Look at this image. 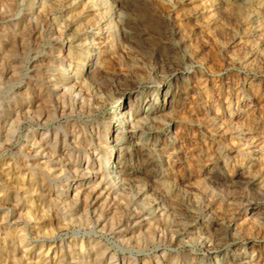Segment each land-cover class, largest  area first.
I'll return each instance as SVG.
<instances>
[{
    "label": "bare ground",
    "instance_id": "6f19581e",
    "mask_svg": "<svg viewBox=\"0 0 264 264\" xmlns=\"http://www.w3.org/2000/svg\"><path fill=\"white\" fill-rule=\"evenodd\" d=\"M45 2L52 4L53 0H26L23 6L13 5L5 10L8 15L0 18V59L5 55L12 57L10 66L5 67L0 77L13 81L12 67L22 64L25 53L31 52L36 57L27 64L29 71L24 83L13 89L4 103L6 120L10 122L20 117L27 119L32 127L21 142L23 153L18 147L6 146L10 154L0 157V191L6 194L2 203H9L10 195L23 199L30 192H38L39 196L31 197L38 206L42 201L58 202L57 207L64 205L67 209L63 213L65 219L75 223V230L85 234L74 238V229L69 228L65 237L54 242L45 241L43 245L36 243L24 259L25 253L18 241L11 237L8 240L7 235L2 236L5 232H0V264H65L61 249L72 246L79 252L75 264H97V255L104 243L99 237L86 234L92 230L110 232L113 241H127L125 247H135L165 210L171 211V202L165 204L156 200L146 208L144 193H125L117 177L122 180L124 175L133 172L134 166L145 162V154L153 149L162 157L165 168H169L173 153L179 156L180 163L170 169V174L180 188L203 183L217 193L235 191L232 182L246 181V167L253 173L264 167L261 163L264 161V40L261 39L264 31L259 21L246 25L239 37L232 38L225 33L221 41L220 37L212 38V27L203 26L212 24L214 18H219L220 24L228 22L226 0H208L204 7L201 5L205 0H185V5H178L176 10L161 0H136L131 8L143 17L138 21L143 30V42L133 45L137 51L129 54L122 46L114 44L107 22L93 21L96 9L91 5L86 7L87 0L57 12L59 20L41 14ZM112 3L117 9L123 8L119 0H112ZM69 16H73L75 22H68L66 37L79 24L88 29L82 30L75 41L76 44L85 40L87 43L74 51L71 43L59 39L60 23ZM162 24L168 29L164 30L166 35L162 32L164 39H150ZM120 34L123 35L122 27ZM173 36L176 40L184 37L185 42L176 48L167 43ZM17 42L22 46L20 49L15 46ZM221 43L225 45L224 51H221ZM153 45L155 52L151 59H143L140 67L133 68V63L139 62L137 55ZM185 48L193 53L184 57L185 63L202 62L203 68L211 65L212 58L208 55L214 50L215 53H211L218 58L220 70L215 71V67L206 74L199 67L191 72L183 71L182 64H175L169 58L182 55ZM145 65H150L148 71ZM173 68L181 70L173 74ZM245 68L248 70H241ZM69 69H72L70 75ZM234 70L245 76L241 77L243 85L239 93L233 89L232 82L221 84L218 95L201 86L209 75L220 76ZM141 78L145 81L143 85ZM150 80L156 84H150ZM100 96L103 101L97 98ZM49 100L58 120L51 126H47ZM101 103L106 109L102 115L96 111ZM230 108L237 114L242 113V116H235L237 122L245 123L256 132L246 137L252 141V154L242 163H237L239 142L231 138L227 129L221 128L215 133V139L207 138L214 135L208 126L209 116H222ZM145 117L161 118L156 127L164 131L151 132L153 140L145 138L142 142L134 126ZM184 120L198 123L182 124ZM224 123L220 121V125ZM225 137L235 149L231 152V164L217 159V149ZM9 189L14 191L11 193ZM152 191V188L147 189L148 194ZM239 191L235 200L238 208L229 228L230 247L216 251L204 239L195 254H181L179 264H264V172ZM129 195L134 196L130 204L125 199ZM232 202L230 198L229 204ZM14 206L9 208L8 225H13L19 220L21 211L26 210L24 204ZM219 207L217 204L212 210ZM117 222L119 229L113 231ZM60 224L61 220L53 214L51 220H42L39 227L56 229ZM219 227V220L212 221L210 216H204L189 227L184 239L189 235L210 237ZM237 230L245 239H233ZM253 237H260V241ZM180 239L176 237L173 248ZM98 244L100 248L96 247ZM42 247L43 259L40 258ZM146 259L151 264H174L177 255L158 249L152 254L137 255L134 264H144ZM99 264H113L112 252H108ZM114 264H133V259L125 252H118Z\"/></svg>",
    "mask_w": 264,
    "mask_h": 264
},
{
    "label": "clouds",
    "instance_id": "9594fccd",
    "mask_svg": "<svg viewBox=\"0 0 264 264\" xmlns=\"http://www.w3.org/2000/svg\"><path fill=\"white\" fill-rule=\"evenodd\" d=\"M25 2L26 0H0V12L10 9L13 5L18 7L23 6ZM79 2L80 0H71L70 3L68 0H53L52 4L45 2L44 8L41 9V14L44 17L51 15L54 20H59L60 18L55 15L57 12H61L65 7L71 8ZM119 2L123 4V8L121 9H117L112 3V0H87L85 6L91 5L96 9L95 16L93 17L95 23L107 22L109 36L113 39L114 44L122 46L126 52L133 54L137 51L133 45L143 42V30L138 24V21H141L143 17L137 10L131 8V5L135 3L136 0H119ZM161 2L172 10H176L178 5H185V0H161ZM226 2L228 5V22L226 24H220L219 18H214L212 24L203 26L205 28H213V39L220 37L222 41L225 33L232 38L239 37L244 31V27L254 20L260 22V28L264 31V0H226ZM207 3L208 0H205V4L201 5V7H204ZM97 5L100 7H97ZM169 19H171V17H169ZM69 21L75 22V18L69 16L67 20L60 23L61 34L59 39L71 43L74 51L76 48H82L84 44L87 43L86 40L80 44H76L75 41L76 37L82 34V30L88 29L85 28L84 24H79L75 31L66 37L65 32L68 30ZM229 26H231V31H229ZM121 27L123 28V35L120 34ZM124 39L127 40V43H121ZM185 39L186 38L182 37L180 40H176L173 36L169 38L167 43H171L174 47L179 48L180 44L185 42ZM261 39L264 40V37H261ZM201 44L203 46L202 41ZM220 48L221 51H224L225 45L221 43ZM154 52L155 46L153 45L139 53L136 57V60L139 62H134L132 67H140L142 60L151 59ZM165 55H167L166 52ZM190 55H193V53L185 48L182 55L170 57L169 59L175 64H182L183 71L191 72L197 67L203 69L204 65L202 62H194L193 64L185 63L184 57ZM11 58L10 55H5L0 59V73L4 71L6 66H10L9 60ZM35 58L36 57L33 56L31 52H26L22 64L12 67V76L14 78L12 83L5 85L2 77H0V137H2V139H0V157L10 154V148L6 146L18 147L20 153L24 152V147L21 142L27 131L31 130L32 126L28 123L27 119H21L20 117L10 122L6 120L4 115V103L12 90L24 83V78L29 71L27 64L31 59ZM73 59H75L74 56ZM117 59H121V57H117ZM149 69L150 65H145V70L148 71ZM180 70L179 68L172 69L173 74ZM241 70L247 71L248 69L245 68ZM71 72L72 69H69V75ZM167 78L168 77L165 76V79ZM140 83L141 85L145 83L143 78H141ZM149 83L154 85L156 81L150 80ZM93 94H95V92H93ZM97 98L103 101L102 96ZM48 104L50 116L47 126H51L57 124L58 120L55 117V109L51 108L50 100ZM105 110L103 103L96 107L97 114L102 115ZM206 111L211 110L206 109ZM174 114L175 113H173V115ZM236 115L242 116V113L237 114L231 108L225 111L222 116L210 115L208 118V126L210 130H213L214 135L213 137L207 138L215 139V133H218L221 128L227 129L231 138L239 142L236 146L240 149L237 153V163H242L248 160L252 154V141L250 139L246 140V137L250 138L255 135L256 132L245 123L237 122L235 119ZM221 120L225 121L223 125H220ZM160 121L161 118L159 117L155 119L145 117L136 123L134 130L140 132L142 142L145 138H147L148 141L153 140V137L150 135L151 132L164 131L163 128L158 129L156 127V124L160 123ZM181 123L195 124L198 122L184 120L181 121ZM165 135H167V133H165ZM155 143H159L158 138H156ZM232 151H235V149H233L232 144L229 143L227 137H225L217 149L219 153L217 159H222L226 163L231 164ZM145 155V162H142L138 166H134L133 172L124 175L122 180L119 177H117V180L124 185L125 193H144L145 199L143 205L146 208H150L156 200H160L165 204L170 201L171 211L166 209L161 219L156 221L152 229L143 234L135 247H125L124 245L129 243L127 241H121L119 243L113 241L110 232L92 230L86 233L90 236L99 237L104 243V247L100 249L97 255V264H99V261H101L108 252H112L113 264L115 262L116 253L118 252L127 253L128 256L132 257L134 264L137 255L152 254L158 249H165L166 251L175 253L177 255V260L174 264H179V256L183 253L195 254L198 251L197 246L200 244L201 240L204 239H207L216 251L227 250L230 247V241L228 239L229 228L235 216V210L238 208L235 200L240 195L239 189L241 187L246 188L248 181L255 179L261 172H264V167L260 168L256 173H253L251 168L246 167V181L237 183L234 180L232 182V187L236 189L235 191L217 193L203 183L180 188L179 184L170 174V169L174 168L177 163H180L177 154H172V158L168 162L169 168L164 167L162 157L155 149L147 152ZM261 163L264 164V161H261ZM148 188L153 189L151 194L147 193ZM193 189H195V191H193ZM5 195V192L0 191V210L4 212L3 217H0V232H5V230L9 228L12 229V231L6 232V235L14 238V241H18L19 247L24 250V259H27L28 253L32 251L36 243L43 245L45 241L54 242L56 239L62 238L63 235L66 234L67 229L74 228L72 222L66 220L63 215V213L67 211L64 205H59V207H57L58 202H53L46 207L43 204L38 206L37 203L31 199L32 196H39L38 192H30L28 196L23 199H18L16 207H20L21 204H24L26 210L21 211L19 220L14 222L13 225H8V212L3 209L2 203ZM230 198L233 201L231 204H229ZM125 199H127L130 204L134 196L129 195L125 197ZM217 204L220 205L219 209L213 211V207ZM53 213L61 220L60 227L56 229L48 228L47 230L40 228V222L45 219L51 220L53 218ZM204 216H210L212 221L219 220L220 227L217 231L212 233L210 237L189 235L188 239H184V235L187 233L189 227L195 225L197 221ZM89 228L91 229L92 226L89 225ZM118 229L119 223L117 222L113 227V231ZM33 232H35L34 235L32 234ZM84 234L85 233L79 232V230H74V238L77 235L82 237ZM176 237H180L181 239L179 244L173 248L172 245ZM233 239L241 240L245 238L242 237L239 230H237ZM253 239H256L258 242L260 241V237H253ZM96 247L100 248V245L98 244ZM81 251H84L82 245ZM40 258L43 259V247L41 248ZM33 264H38V262H33ZM144 264H151V262L146 259Z\"/></svg>",
    "mask_w": 264,
    "mask_h": 264
},
{
    "label": "rangeland",
    "instance_id": "374dc122",
    "mask_svg": "<svg viewBox=\"0 0 264 264\" xmlns=\"http://www.w3.org/2000/svg\"><path fill=\"white\" fill-rule=\"evenodd\" d=\"M159 6H161V5H159ZM4 13V14H3ZM2 14V15H1ZM8 15V13L7 12H5V11H3V12H1L0 13V18L1 17H6V16ZM162 29H163V31H162ZM160 30V31H159ZM164 30H166V32H167V27L165 26V25H161V27L158 29V31H154V33L152 34V36H151V38L150 39H153V38H157V39H164V34L166 35V32L164 31ZM157 32V33H156ZM164 34H163V33ZM160 33V34H159ZM163 35H162V34ZM155 34V35H154ZM162 36H163V38H162ZM153 37V38H152ZM17 48H19L20 46H21V44H20V42H17V44L15 45ZM22 47V46H21ZM20 49V48H19ZM212 51H210L209 52V55H208V57L209 58H212V59H214V60H212V59H210L211 60V65H209V66H207L206 68H203V70H202V72L204 73V74H206L207 72L209 73L211 70H213V68H215V67H217V68H215L214 70L215 71H218V70H220V68H221V66H219L220 64H219V62L218 61H216V59H218V58H214L215 56V54H212L213 52L215 53V51L213 50V52L211 53ZM210 55H212V57L210 56ZM214 61H216V63H214V64H212ZM214 65H216V66H214ZM219 66V69H218V66ZM212 68V69H211ZM208 69V70H207ZM207 72H206V71ZM233 72V73H232ZM2 73H0V75H1ZM227 74V75H226ZM240 74V75H239ZM214 76V77H213ZM231 77H233V78H231ZM245 78V76L243 75V74H241V73H238V72H236L235 70L234 71H228V72H226L224 75H209V77L202 83V87L203 88H205V89H209L208 91L209 92H211V93H214L215 95H218V92H219V89L221 88V84H223V85H226V84H229V82L231 83H233V89L234 88H236V90H237V92L239 93V88L241 87V85H243V79L242 78ZM211 78V79H210ZM222 78V79H221ZM240 78V79H239ZM210 79V80H209ZM3 82H4V84L5 85H8V84H10V83H12L13 81H7V80H3ZM223 82H226V83H223ZM207 87V88H206ZM256 88H258V86L256 87ZM236 90H235V92H236ZM223 93H226V91L224 92V89H223ZM233 95H235V93H233ZM7 101V100H6ZM261 103H263V100H261ZM4 109H5V105H4ZM259 110H261V107L258 109V112H259ZM53 186V185H52ZM52 189H54V187H51ZM9 190H11V189H9ZM14 190H11V193L13 192ZM11 197V198H10ZM10 197H8V198H10L8 201H10L9 203H7V201L5 202L6 204H4V209L5 210H7V212H9L8 213V216H7V219L8 218H10V211H9V208H12V207H15L14 206V204L16 205L17 204V200L19 199V198H14V200H12L13 198H12V196L10 195ZM16 200V201H15ZM42 204H44L45 205V207L46 206H48L49 204H51V203H49V202H46V201H42L41 202ZM48 203V204H47ZM38 204H39V202H38ZM47 204V205H46ZM11 207H10V206ZM13 205V206H12ZM8 207V208H7ZM3 213V211L2 212H0V216L1 217H3L2 215H4V213ZM2 214V215H1ZM53 214H55V213H53ZM73 226H74V230L77 228V227H75V226H77L75 223H73L72 224ZM67 231V230H66ZM6 232H8L7 231V229L5 230V234L4 235H2V236H5L6 235ZM33 234V233H32ZM34 235V234H33ZM1 236V237H2ZM64 237L66 236V235H63ZM5 237H7L8 238V240H11V238H9L10 236H5ZM10 243V242H9ZM9 245H11V244H9ZM10 247V246H9ZM77 256H79V252H78V249H77V247H75V246H72L70 249L69 248H67V247H63L62 249H61V259L63 260V262L65 263V264H75V262H76V258H77Z\"/></svg>",
    "mask_w": 264,
    "mask_h": 264
}]
</instances>
